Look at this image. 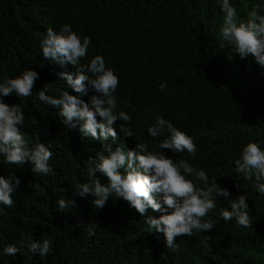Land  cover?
<instances>
[{"label": "trees", "instance_id": "trees-1", "mask_svg": "<svg viewBox=\"0 0 264 264\" xmlns=\"http://www.w3.org/2000/svg\"><path fill=\"white\" fill-rule=\"evenodd\" d=\"M230 3L240 19L255 6L264 15V0ZM222 18L219 0H0V82L24 70L38 73L30 97L13 93L3 99L21 105L30 146L38 139L53 151L48 176L35 174L30 162L5 164L0 154V176L12 172L22 181L13 193V207L0 205V264H264V196L234 162L250 140L264 149V68L251 55L229 59L231 49L220 47ZM63 24L91 39L82 65L99 54L118 75L116 111L132 117L125 125L133 133L130 141L144 142L173 160L186 159L206 172L209 185L216 180L229 189L230 197H216L215 209L204 218L214 221L212 230L177 237L173 251L164 234L144 222L163 211L148 208L142 216L115 196L97 209L94 197L76 193L80 183L109 181L101 172L89 175L97 162L95 145L73 135L61 123L58 109L39 99L48 83L54 85L48 93L53 97L65 90L58 82L63 68L57 72V65L44 60L40 46L48 28L58 32ZM161 83H166L163 90ZM158 115L192 137L194 158L187 151L159 149L163 137L154 139L147 132ZM121 123L115 125L120 129ZM188 179L203 186L195 177ZM245 192L249 228L219 216ZM60 198L75 200L76 207L60 212ZM43 239L51 241L53 252L42 258L30 252V245ZM8 244L21 252L4 255Z\"/></svg>", "mask_w": 264, "mask_h": 264}, {"label": "clouds", "instance_id": "clouds-1", "mask_svg": "<svg viewBox=\"0 0 264 264\" xmlns=\"http://www.w3.org/2000/svg\"><path fill=\"white\" fill-rule=\"evenodd\" d=\"M223 12L219 27L220 47L231 49L229 59L238 54L241 59L250 55L264 68V15L260 7L255 6L247 13L246 19H240L230 0H219ZM90 37H83L73 30L70 24H63L59 31L48 28L41 40L43 59L60 67L58 75L65 90L53 97L48 93L54 85L48 83L39 91V99L53 109L61 123L81 140L89 141L96 147L97 162L89 171L90 176L100 172L107 176L108 184L98 179L76 186V193L81 198L90 195L95 208L102 209L110 197L123 198L142 216L148 208L163 211L159 218L147 216L144 221L151 229L163 233L167 246L176 251V238L193 235V230L207 232L214 228V221L204 218L216 207V197L226 200L231 193L221 187L216 180L209 185V177L203 169L197 170L186 159L173 160L162 151L149 150L144 142L130 141L133 136L130 124L132 117L126 111H116V90L119 77L112 68L106 66L104 56L95 55L88 64H81V59L88 54ZM69 70L71 71H64ZM38 73L24 70L15 78H4L0 82V154L3 163L21 165L30 162L35 174L48 176L53 173L50 159L53 156L51 146L33 139L30 146L24 136L25 113L19 103L9 105L3 99L13 93L19 98L30 97L33 93ZM166 83H161L163 90ZM94 94L89 96V93ZM122 121L120 129L115 124ZM126 135L124 137L123 133ZM148 134L160 140L159 149H170L174 153L187 151L195 157L197 146L191 136L174 126L163 116H156L155 123L147 128ZM237 170L251 187L264 196V149L256 141L250 140L243 146L240 156L235 161ZM253 175L255 179H253ZM195 181L203 182V186ZM21 178L10 172L7 177L0 176V205L12 208L13 193L21 185ZM237 188L241 185L237 183ZM245 189L248 184L243 185ZM247 192L233 199L229 208H223L219 216L224 221H235L237 226L252 227V220L247 211ZM60 212L67 207H76L73 199L60 198L57 201ZM165 205L166 207H163ZM163 207V208H162ZM90 235L94 231L89 229ZM21 252L15 244L3 248L6 256H15ZM30 252L43 258L53 252L51 241L33 242Z\"/></svg>", "mask_w": 264, "mask_h": 264}]
</instances>
